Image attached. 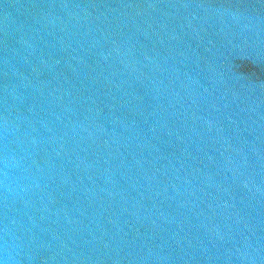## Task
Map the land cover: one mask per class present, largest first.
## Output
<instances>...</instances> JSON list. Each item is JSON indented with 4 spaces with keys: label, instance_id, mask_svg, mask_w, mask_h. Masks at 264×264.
<instances>
[{
    "label": "water",
    "instance_id": "95a60500",
    "mask_svg": "<svg viewBox=\"0 0 264 264\" xmlns=\"http://www.w3.org/2000/svg\"><path fill=\"white\" fill-rule=\"evenodd\" d=\"M0 264H264V0H0Z\"/></svg>",
    "mask_w": 264,
    "mask_h": 264
}]
</instances>
